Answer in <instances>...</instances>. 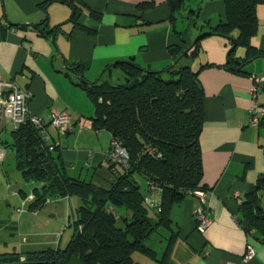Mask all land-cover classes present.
<instances>
[{"label":"crops","instance_id":"crops-1","mask_svg":"<svg viewBox=\"0 0 264 264\" xmlns=\"http://www.w3.org/2000/svg\"><path fill=\"white\" fill-rule=\"evenodd\" d=\"M41 1L0 0V23L5 28L4 33L0 32V72L4 79H12L31 92L30 111L44 122L52 110L70 116L72 132L63 134L48 128L50 141L56 146L54 156L71 177L98 183L109 176L106 153L111 134L93 129L94 106L77 84L81 77L71 70L74 64H87L83 73L87 81H94L104 68L120 60L163 70L175 63L170 47L183 49L186 44L182 40H194L188 27L178 30L179 17L199 8L196 26L187 21L198 35L199 25L213 26L223 19L224 4L222 0H184L186 9L172 20L166 0H79L75 2L79 13L74 24L69 21L68 5L53 2L44 11ZM206 10L214 11L205 16ZM90 11L99 16L93 17ZM256 17L258 28L250 43L264 52V3L256 7ZM45 18L47 28L60 24V29L41 34L34 25ZM229 47L226 38L210 35L201 39L195 57L179 61L198 73L202 85L203 123L198 143L201 183L207 192L211 224L203 232L196 230L193 210L200 202L186 195L173 204L170 227L159 228L148 238L153 242H145L154 255L132 253L136 264H264L261 235L257 231L249 235L236 222V218L238 222L245 220L241 204L249 194L256 192L264 210V188H256L257 180L264 175V125L249 124L250 108L255 104L264 106V82L255 98L252 95V76L264 78V56L246 63L242 71L229 70L224 68ZM235 55L244 57L245 49L236 48ZM113 69L117 68L112 67L111 74ZM17 185L15 182L6 190L5 202L11 197L21 204L22 192ZM149 193L158 196L154 203L157 206L159 190L154 188ZM164 229L165 235H160ZM159 238L161 245L153 247ZM247 244L253 246L255 255L243 262ZM69 264L86 263L72 257Z\"/></svg>","mask_w":264,"mask_h":264},{"label":"trees","instance_id":"trees-1","mask_svg":"<svg viewBox=\"0 0 264 264\" xmlns=\"http://www.w3.org/2000/svg\"><path fill=\"white\" fill-rule=\"evenodd\" d=\"M76 1L79 0H42L39 5L44 11L53 2L68 5L71 9L69 21L76 24L79 13ZM166 1L172 20L186 9L184 0ZM222 2L223 19L213 26H198L200 32L193 41L182 40L186 44L183 49L178 45L170 47L175 63L163 70L120 60L104 68L94 81H87L83 75L86 63H76L71 69L80 75L77 84L94 106L93 129L106 130L111 134V140L120 141L129 157L128 166L114 167L107 163L109 176L100 178L98 183L71 177L54 156L55 143L50 141L51 138L44 139L41 130L29 119L11 130L9 139L1 141L14 151L15 168L21 180L34 184L32 199L25 204L29 211L40 209L47 198L77 197L80 205L69 224L73 233L65 247L26 252L23 261H20V253H4L0 254V262L69 264L70 259L76 257L86 264H136L131 257L134 251L154 255L145 242L159 228L170 227L169 214L173 204L184 199L189 192L205 190L201 183L198 143L203 123L202 85L198 73L188 65L179 68L176 65L182 58L195 57L201 39L210 35L229 41L224 65L229 70L242 71L246 63L264 56V52L250 43L258 28L256 7L264 0ZM198 9L187 10L182 18L196 26ZM90 14L95 18L99 16L94 11ZM46 21L47 18L34 25L41 34L56 32L61 27L59 24L47 28ZM1 31L4 33L5 28L0 23ZM238 47L245 49L242 58L235 55ZM112 67L118 68L122 75L112 79ZM104 73L108 78H103ZM136 174L159 190L160 199L154 217L150 216L148 200L145 201L134 177ZM256 188H264V175L257 180ZM20 190L25 198L27 194L22 188ZM241 210L245 219L239 222L242 228L246 233L257 231L264 243V210L259 206L256 192L246 196ZM119 219L122 226L117 225Z\"/></svg>","mask_w":264,"mask_h":264},{"label":"rangeland","instance_id":"rangeland-1","mask_svg":"<svg viewBox=\"0 0 264 264\" xmlns=\"http://www.w3.org/2000/svg\"><path fill=\"white\" fill-rule=\"evenodd\" d=\"M213 11L206 10L203 15L206 16ZM199 12L201 13V11ZM198 19L200 18L198 17ZM178 21V30L188 27L189 33L186 30L185 37L188 38L189 34L192 40L195 39L198 32L197 29L188 25L187 20L181 17H179ZM179 67H182L180 63L176 65V68ZM120 74L122 75L118 68L113 69L112 79L119 77ZM103 78H108V74L104 73ZM10 131V128L6 127L4 129V126L3 130L0 131V149L4 148L6 152L5 160L0 162V254L15 252L23 255L26 252L46 248H63L72 236L73 227L69 226V224L73 221L75 211L80 205V200L77 197H71L70 200H67V198H47L45 205L38 210L29 211L26 205L27 210L24 213L17 211L16 207L19 206L20 202L16 201V199L6 198L8 202H5L4 195H6V186L8 184L14 185L15 182H18L19 185L17 186L22 188L26 194L31 192L34 186L33 183L21 180L20 174L15 168L14 151L9 147H5L1 142L9 139ZM134 177L145 197V201L150 199L151 204L147 202L148 209L149 213L154 215L157 212V207L154 206V203L158 196H153L149 193L146 181L141 175L136 174ZM21 199H23L22 196ZM7 203L9 204L7 205ZM122 210L124 211V209ZM117 225L122 226L120 219L117 221ZM164 231L165 229L161 230L160 235ZM162 234L165 235V233ZM150 242H153L152 239L146 240V244H150ZM158 245H161L160 238L154 242L153 247ZM0 264L6 263L0 262Z\"/></svg>","mask_w":264,"mask_h":264},{"label":"built area","instance_id":"built-area-1","mask_svg":"<svg viewBox=\"0 0 264 264\" xmlns=\"http://www.w3.org/2000/svg\"><path fill=\"white\" fill-rule=\"evenodd\" d=\"M254 82V87L252 89V95L255 98L257 92L261 90V84L264 82V78H258L252 76ZM30 100L31 92L29 90L21 89L18 84L12 79H4L0 72V131L10 128L11 130L16 129L20 124L26 120H30L35 127L41 130L44 139H50L48 128L59 133H70L74 129V124L70 119V116L64 111L52 110L49 113L47 123L44 120L33 114L30 111ZM6 123V125H4ZM82 123V120L79 122ZM249 124L253 127L264 125V106H259L255 104L250 108V118ZM150 152L154 153L153 149H149ZM6 157V152L4 148L0 149V162H3ZM128 154L125 148L122 146L119 140L112 139L110 141L109 152L106 153V161L109 164H113L114 167H126L128 166ZM13 184H8L6 190H9ZM147 186L150 189V192L156 188L152 182H147ZM8 192L7 195H9ZM11 194H17L11 192ZM198 198L200 204L193 210V216L195 220L196 230L203 232L210 224L211 219L209 218L208 211L206 208L207 204V192L204 190H194L189 192ZM32 199V194L29 192L25 198L22 199L20 206L17 208L19 213H24L26 211L25 204ZM149 202V201H147ZM236 222L242 227L241 223ZM253 231H249L251 235ZM255 255V249L251 244H247L245 247V253L242 257L243 262H247L252 259ZM24 258L20 257V261H23Z\"/></svg>","mask_w":264,"mask_h":264}]
</instances>
